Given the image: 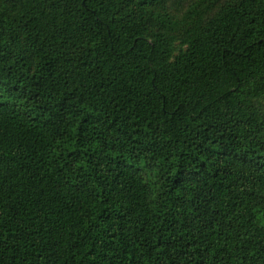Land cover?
Wrapping results in <instances>:
<instances>
[{
	"label": "trees",
	"instance_id": "trees-1",
	"mask_svg": "<svg viewBox=\"0 0 264 264\" xmlns=\"http://www.w3.org/2000/svg\"><path fill=\"white\" fill-rule=\"evenodd\" d=\"M0 264H264V0H0Z\"/></svg>",
	"mask_w": 264,
	"mask_h": 264
}]
</instances>
